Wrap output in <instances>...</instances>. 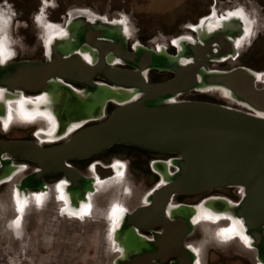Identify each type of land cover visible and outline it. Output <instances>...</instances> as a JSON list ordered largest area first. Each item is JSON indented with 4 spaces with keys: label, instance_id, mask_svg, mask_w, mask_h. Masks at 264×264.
<instances>
[{
    "label": "water",
    "instance_id": "1",
    "mask_svg": "<svg viewBox=\"0 0 264 264\" xmlns=\"http://www.w3.org/2000/svg\"><path fill=\"white\" fill-rule=\"evenodd\" d=\"M72 16L81 20L68 26L69 39L87 42L98 50L102 45H96V39H110L115 43V57L136 71L111 69L101 55L98 63L88 66L78 58H68L63 52L73 47L61 43L50 48L45 62L0 64L3 99L10 100L8 93L13 95L18 90L42 92L53 105L52 116L60 130L78 121L81 125L99 121L109 101L119 106L103 121L79 129L56 146L43 148L30 141L0 140V160L8 156L34 164L38 170L26 179L28 183L38 186L45 176L63 175L74 190L85 180L67 163L88 159L112 146L175 155L177 158L169 163L175 171L159 172L162 186L149 195L147 206L126 218L128 227L141 231L159 228L161 232L151 240L130 230L114 233L124 252L121 264H163L171 258L175 259L171 264H194L196 255L184 241L193 230L191 219L197 216L198 208H170V201L176 196L232 187L243 190L237 205L207 204L202 208L225 215L229 221H240L257 262L264 264V82L257 86L258 73L247 68L210 72L205 51L199 47H184L176 57L144 49L129 54L123 44L116 43L118 33L107 25L91 26L84 16ZM186 60L191 64H184ZM147 69L171 72L174 78L148 84L143 75ZM96 77L114 88L94 83ZM66 83L85 90L78 92ZM209 89L224 91L231 101L253 113L206 102L174 101L190 91ZM2 102L0 117L4 115ZM1 165L0 180H4L10 177V169L8 162ZM86 189L92 191L89 184Z\"/></svg>",
    "mask_w": 264,
    "mask_h": 264
},
{
    "label": "flooded vegetation",
    "instance_id": "2",
    "mask_svg": "<svg viewBox=\"0 0 264 264\" xmlns=\"http://www.w3.org/2000/svg\"><path fill=\"white\" fill-rule=\"evenodd\" d=\"M41 5L45 6L43 0L41 2ZM237 9H241L242 12H237ZM208 10V14L206 16L198 18L196 20V23L189 22L188 24H186L184 28L185 33H183L182 35L173 37L164 36L163 34H161L159 36V39H161L162 41L164 40L163 43H156L154 42V40L151 39H148L146 41L147 43H143L139 39H134L133 35L135 33H138L139 29H137V32H135L134 34L130 33V18L113 20H108L107 18H98L96 12L90 11L86 8H81V12L78 13H65L64 15L59 17V20L51 18V16H48L45 12V16L41 18L39 17L41 14L36 15L33 21L34 25L38 29L41 28V26H39L37 20L43 19L46 28V30H42V32L46 34V41L42 45L43 59L41 62L46 61L51 47H60V44L64 43L65 45L70 44L71 47H73L72 49H68L66 51L64 50L65 52H63L65 54H68V58H78L88 66H93V64L98 63L101 55V60H103L105 65L111 69L136 71L135 68L131 67L130 65L122 62L121 60L115 57V52L112 51H116V49H112L115 43L110 39H96V45H102V49L98 50L87 42L79 43L76 42L74 39L68 38V34L66 32L68 26L74 21L76 23L78 20H81L80 17L72 18V15H82L84 16L85 21L88 22L91 26L100 23L102 25H107L108 28L118 33L120 38L118 37L119 40L116 43L123 44L125 51L129 54H133L139 50L144 49L148 51H153L156 54L165 53L169 56L176 57L179 53L183 51L184 47L192 46L199 47L202 51H205V65L207 70L210 72H226L237 68H246L243 62L244 54L239 53L241 48L240 46L244 44L247 39H250V36L252 34V44H250V46L253 45V43L258 39L260 32L254 33V28L256 25L255 19L250 16L247 17L242 8H234L219 12L216 8V2L214 0L212 4L208 6ZM230 13H235V15L229 16ZM222 16L225 17L224 20L220 19ZM113 21H115V23H113ZM201 21H203V23H201ZM14 22L15 21H13V23ZM125 28H127V31H125ZM245 29H250L251 34H246ZM4 36L5 38L0 39V46H2L5 55L3 57V63L0 64H3L5 66L11 63H15L16 57L12 48H8V42L12 43L13 45H16L17 41L11 36H7L6 33H4ZM216 37L220 38V40L215 41ZM174 41L175 43H173ZM237 41H240L239 46L237 45ZM56 43H58V45H56ZM212 55H214L215 57L212 58ZM184 64H191V60H186ZM230 64L234 65L229 68L228 65ZM226 66H228L227 70H224L226 69ZM261 74L263 73H258V75ZM143 75L148 84L162 83L172 80L174 78V75L171 72L149 69L144 70ZM258 79V81H260L261 77H258ZM93 82L99 85H106L114 88V86H112L102 77L94 78ZM66 84H68L70 87H72L78 92L85 90V87L78 84ZM2 93H0V102L3 101L2 103L4 108V115L0 117V140L30 141L40 145L43 148H49L64 143L66 140H68L70 136H72V134H74L79 129L88 125L96 124L106 119L109 114L119 106L118 103L109 101L106 103V106L102 113V118L99 121L89 122L83 125H81V123H79L78 121L74 124L67 126L65 130H60L59 125L55 122L52 116L53 105L42 92L31 93L23 90H18L13 95L8 93V95L10 96V100L8 98L3 99ZM211 94H216L226 104L233 105V107H230L228 105L222 106L241 110L247 113H253L247 108L237 105L236 103L231 101L224 91L218 89H209L204 91L193 90L186 94H182L176 97L174 101H199L220 105L212 101H208L205 99L198 100L196 98L199 96H210ZM39 97H43L44 99H38ZM186 97H191V99H186ZM21 100L26 101V103L23 104V107L20 103ZM16 103L19 105L15 108V110L14 106ZM10 106L12 107V111H9ZM14 112L19 115L21 121L28 123L27 127L22 129L23 131H28V135L26 137L17 139H11L7 137V135L11 131L10 128L7 129V126ZM9 114H11V118L9 117ZM28 117H32V119H28ZM38 119L42 120L43 123H45L43 130L37 129L34 125V122ZM176 158L177 157L175 155H161L143 151L130 146L115 145L88 159L70 161L67 163L68 166L76 170L85 180V182L80 183L79 187L73 190L72 185L68 180L65 179L63 175L45 176L42 178V184H38V186L34 184V186L33 183H28L26 180L29 176L36 173V171L38 170L34 164L27 161L11 160L8 156H2L0 160V170L2 169L1 162H8V168L10 169L9 173L11 179H9L8 177L4 180H0L2 181L0 182V188L3 187L7 190L9 183L16 177V175L20 176L19 181L17 183L10 185L13 190V198L15 203L13 220H15L17 216H21L20 228L17 229L16 226L13 224L14 230L16 231L14 233L16 235L12 233L13 235H11V239L14 238L17 242L23 244L24 239L28 236L29 223H35L36 226L41 224L39 220H36L34 215H31L30 219L25 220L27 212H29L30 209L29 205L31 201L38 209L46 205H53L56 207L55 213L57 214V223H61L59 226V238L60 236H63L66 231L68 234L73 233L75 236H77L80 234L82 228H90L95 232H98L99 235H101L100 228L96 223L99 221H97L98 219L95 218L94 214L96 208L101 209V207L99 206L100 204L98 205L100 201L94 198V196L98 194L99 190L108 189L114 186L115 191L113 193L114 195L112 196V198L108 200L101 199L100 203H103L104 214H102V224L99 223V225H102L100 227H102L104 232L108 234L112 226L114 206L124 208L126 209L124 213L115 214L118 219L115 233L123 230H130L142 239L151 240L154 234H158L161 232V229L153 228L150 231H141L132 225L128 227L126 224V218L128 216L131 217L138 209L148 205L147 199L149 195L154 190L161 187L163 184V178L160 176L159 172L165 169L167 170V172L172 173L175 169L171 165H169V163ZM136 168H146V173L148 175H151L152 178L155 180L154 188L144 195H139L136 189L132 188L131 190V186L129 187V185L134 179L131 172L136 171ZM61 182H64L63 185L60 188H57V185H60ZM87 184H89L92 188L91 192L87 191ZM17 192L19 193V199L21 201H26L23 213L17 211ZM5 194V197L10 199V194L7 191H5ZM98 195L103 196L102 194ZM200 195L205 196L198 202L197 206L186 205L181 202L182 198L195 197ZM0 196L2 199L3 194ZM37 196H39L40 198L39 203H37ZM80 197H83L85 199L83 201L79 200ZM242 197L243 190L238 187L211 190L194 196L173 197L170 201V208H177L182 205L196 207L198 208L197 216L191 219L193 227L199 220L206 219L207 221L211 222V227L215 228L216 230H220L233 227V222L229 221L225 217V215L215 213L207 209H203L202 206L209 204L231 207L237 205L241 201ZM97 201L98 203L96 204ZM89 205V215L85 216L83 219H81L78 215H70V213H78L82 207H87ZM61 209H63L64 211L61 212ZM53 212L54 211L52 208L50 211V214L52 216L50 215V218L53 217ZM52 223H54V221H52ZM0 236L5 242L3 244V248L6 254H4L3 252V256H1L4 259L3 262L6 261V264H14L13 262H11L12 259L7 255L10 254V250H7L10 249L8 237L6 235H2V233H0ZM114 239L115 238L113 236V238L110 240V243H112L113 245V254L116 255V258L112 261V264H121V252H124L123 249L115 242ZM234 240L238 241L235 244H238V246L240 247V245L242 244V240L239 238V236H236ZM234 240L232 243H228L224 246L231 247L232 244H234ZM184 245L188 250L192 251L193 248L186 245L185 241ZM215 246H217V244ZM224 246L220 247L224 248ZM114 247L121 249V251H115ZM239 247L237 249L240 251ZM248 247L252 249L249 250L248 253L250 254V256L254 257L255 252L253 248H251V246ZM32 252H36V247L32 250ZM196 252H194L196 255V261L194 264L199 261V257ZM95 262L97 261L95 260ZM173 262H175V259L171 258L163 264H171ZM154 263L159 264L158 262ZM51 264H58V262H51ZM256 264L259 263L257 262Z\"/></svg>",
    "mask_w": 264,
    "mask_h": 264
},
{
    "label": "rangeland",
    "instance_id": "3",
    "mask_svg": "<svg viewBox=\"0 0 264 264\" xmlns=\"http://www.w3.org/2000/svg\"><path fill=\"white\" fill-rule=\"evenodd\" d=\"M214 1L219 12L242 8L247 17L255 19L254 33L260 32L258 39L250 46L252 34L250 39L240 46L239 53L244 54L243 62L247 69L264 74V0ZM41 2L42 0H0V15L4 16L3 18L7 22L6 26L8 25L1 29L0 39L5 38L4 33H6L7 36H11L17 41L16 45L8 42V48H12L14 51L15 63L42 61V45L46 41V34L42 32V28L37 29L33 19L39 14H41L39 17L42 18L45 16V12L55 20H59V17L65 13L81 12V8L96 12L98 18H107L108 20L130 18V33L134 34L139 29V32L133 35L134 39H139L143 43H147L148 39L154 40L156 43H163L164 40L159 39L161 34L173 37L182 35L185 33L186 24L196 23L198 18L208 14V6L212 4L213 0H43L45 6L41 5ZM13 21L15 22L13 23ZM233 65L228 66L230 68ZM228 66L224 70H227ZM262 83L263 81H259L257 86L261 87ZM196 98L233 107L232 104L223 102L216 94ZM186 99H191V97H186ZM27 124L21 121L19 115L14 112L7 126V129H11L7 137L11 139L26 137L28 131L22 129L27 127ZM44 124L40 119L34 122L39 130L44 129ZM146 172V168H136V171L131 172L134 179L129 187L131 186V190L132 188L136 189L139 195H144L154 188L155 180ZM5 191H7L6 188H0V195L3 194L0 205L4 209ZM204 196L182 198L181 202L197 206ZM210 223L206 219L199 220L185 240L186 245L198 250L200 262L203 264L257 263L256 255L250 256L248 252L252 249L246 247L243 241L239 247L240 251L236 250L238 246L235 247V243L228 248L220 247L233 242L236 236L231 233L218 235L220 230H217L214 238L217 246H209L211 240L213 242L214 239L208 231L205 234L203 232L208 229ZM28 229V236L25 238L26 241L24 239V244L17 242L14 238L11 239L10 249H7L10 250V254L7 255L14 264H51V262H58V264H112L116 258V255L113 254V245L110 243L109 232L105 239V243L109 247L108 250L105 248V243L100 242L103 240L102 236L90 228H82L78 236L73 233L68 234L66 231L60 238L58 230L55 231V237L46 234L42 224L36 226L35 223L30 222ZM1 239L0 236V241ZM0 243L5 242L1 241ZM35 247L36 252L33 253L32 250Z\"/></svg>",
    "mask_w": 264,
    "mask_h": 264
},
{
    "label": "bare ground",
    "instance_id": "4",
    "mask_svg": "<svg viewBox=\"0 0 264 264\" xmlns=\"http://www.w3.org/2000/svg\"><path fill=\"white\" fill-rule=\"evenodd\" d=\"M4 17V16H3ZM1 15H0V31H1V29L3 28V27H5L6 26V19L5 18H3ZM37 23L39 24V26H41V30H46V28H45V25H44V22L42 21V20H40V19H38L37 20ZM8 26V25H7ZM6 26V27H7ZM249 43V42H248ZM258 77H261V79H260V81H263L264 80V74H261V75H258ZM223 93V92H222ZM19 104H15V106H14V109L18 106ZM12 106V105H11ZM11 106H10V108H9V111H12V109H11ZM16 110V109H15ZM11 116V114H9V117ZM11 118V117H10ZM14 118V117H13ZM28 119H32V117H28ZM17 120V119H16ZM20 124V123H19ZM21 175V174H20ZM19 178H20V176L18 175V176H16L10 183H9V185H8V188H7V192L10 194V199L9 198H6L5 197V201H4V207H5V209L0 205V233H2V235H6L7 237H8V241H9V243L11 242V235H13L12 233H14V232H16L15 230H14V226H13V218H14V208H15V203H14V198H13V190H12V188L10 187V185H12V184H15V183H17L18 181H19ZM114 191H115V187L114 186H112V187H110V188H108V189H103V190H100L99 192H98V194H102L103 196H100V195H95L94 196V198H96L98 201H100L101 202V199H110V198H112V196L114 195L113 193H114ZM116 193V192H115ZM51 195H52V190H51ZM93 198V199H94ZM0 201H1V196H0ZM93 201V200H92ZM98 201L96 202V204L98 203ZM98 203V205L101 207V209H99V208H96V210L94 211L95 213V218L96 219H98L97 221H99V222H96L97 223V225H98V227L100 228V233H101V236H102V243H105V239H106V235H107V233L106 232H104V230H103V228L102 227H100V226H102V225H99V223H101L102 224V220H103V218H102V214H104V206H103V203ZM51 203V202H50ZM49 203V204H50ZM1 204V203H0ZM29 207H30V209H29V212H27V216H26V219L25 220H28V219H30V216L31 215H34V217L36 218V220H39L40 222H41V224H42V228H44V230H45V232H46V234H51L52 235V237H55L56 235V233H55V231L56 230H58L57 232H59V226H60V224L61 223H57L58 221V219H56L57 218V214L55 213L56 212V207L55 206H53V205H46V206H44V207H42V208H36L35 207V205H34V203L31 201L30 202V205H29ZM53 208V217H54V219H53V217L52 218H50L52 215L50 214V211H51V209ZM36 209H38V210H36ZM28 211V210H27ZM51 215V216H50ZM53 219V220H52ZM88 220V219H87ZM49 221H51V222H49ZM52 221H54V223H52ZM89 221V220H88ZM90 222V221H89ZM76 224H78V223H76ZM201 226V225H200ZM205 228H206V226H205ZM206 231H208L209 232V234L212 236V238L214 239L215 238V233L217 232V230L215 229V228H213V227H211L210 225H208V229H206V230H204V234H205V232ZM60 233V232H59ZM14 235H16L15 233H14ZM47 236V235H46ZM59 236V235H58ZM78 236V235H77ZM29 238V237H28ZM30 239V238H29ZM28 240V239H27ZM205 240V239H204ZM25 241H26V239H25ZM238 241H235L234 240V243H237ZM28 244H29V242H27ZM20 244V243H19ZM24 244V243H23ZM21 245V244H20ZM26 245V244H25ZM108 245V244H107ZM107 245H106V243H105V248L106 249H108L109 250V247H107ZM211 245H216V243H215V239L213 240V242H212V240H211V242H210V244H209V246H211ZM19 246V245H18ZM104 246V245H103ZM234 246L236 247V246H238V244H234ZM27 247V246H26ZM226 246H224V248H225ZM239 247V246H238ZM238 247H236V249L238 248ZM19 248H20V246H19ZM226 248H228V247H226ZM22 249V248H21ZM19 250V249H18ZM17 250V251H18ZM23 250V249H22ZM238 250V249H237ZM202 252V251H201ZM197 253V252H196ZM197 255H198V257H199V264H203L202 262H200L201 260V258H200V255L197 253ZM203 256V255H202ZM112 258V257H111ZM110 261H111V259H110Z\"/></svg>",
    "mask_w": 264,
    "mask_h": 264
},
{
    "label": "snow or ice",
    "instance_id": "5",
    "mask_svg": "<svg viewBox=\"0 0 264 264\" xmlns=\"http://www.w3.org/2000/svg\"><path fill=\"white\" fill-rule=\"evenodd\" d=\"M237 12H242L241 9H237ZM235 15V13H230L229 16H233ZM242 18V17H241ZM207 19V18H206ZM221 20H224L225 17H221ZM113 23H115V21H113ZM201 23H203V21H201ZM125 31H127V28H125ZM245 33L250 35V29H245ZM175 43V41L173 42ZM240 41H237V45L239 46ZM5 53L4 50L2 48V46H0V63H3V57H4ZM3 90L0 89V93H2ZM38 99L43 100V97H39ZM21 106L23 107V104L26 103V101L21 100L20 101ZM9 179H11V177H9ZM2 182V181H0ZM64 182H61L60 185H57V188H60L63 185ZM37 199V203L40 202V198L39 196L36 197ZM16 205H17V211L20 213H23L24 211V207L26 205V201H21L19 199V193L17 192L16 194ZM64 210L61 209V212H63ZM89 211H90V205L87 207H82L80 209V211L78 213H70V215H78L81 219H83L85 216L89 215ZM126 211V209L124 208H120V207H116L114 206L113 208V216H112V226L111 229L109 230V239L111 240L114 236L115 233V229L118 223V219L117 216L115 215L116 213H124ZM195 222V221H194ZM17 229L20 228V224H21V216H17V218L12 222ZM243 224L240 221H234L233 222V227L231 228H226V229H220V232L218 233V235H224L227 233H232L234 236H239V238L243 241L244 245L246 247L251 245V241L249 239V237L245 234L244 230H243ZM114 250L119 252L121 251V249L114 247ZM193 252L198 251L197 249H192ZM196 264H199V261L196 262Z\"/></svg>",
    "mask_w": 264,
    "mask_h": 264
},
{
    "label": "crops",
    "instance_id": "6",
    "mask_svg": "<svg viewBox=\"0 0 264 264\" xmlns=\"http://www.w3.org/2000/svg\"><path fill=\"white\" fill-rule=\"evenodd\" d=\"M1 241H3V239H1ZM1 241H0V242H1ZM3 244H4V243H0V264H6V263H5L6 261L3 262L4 259L1 257V256H3V255H2L3 252H4V254H6V252L4 251V248H3Z\"/></svg>",
    "mask_w": 264,
    "mask_h": 264
}]
</instances>
